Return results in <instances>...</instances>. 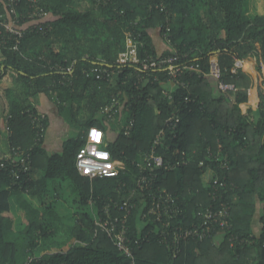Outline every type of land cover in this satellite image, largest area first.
<instances>
[{"label": "trees", "instance_id": "1", "mask_svg": "<svg viewBox=\"0 0 264 264\" xmlns=\"http://www.w3.org/2000/svg\"><path fill=\"white\" fill-rule=\"evenodd\" d=\"M247 2H41L51 14L48 22L53 32L27 31L17 51L0 49L4 58L0 84H5L0 100L7 108L11 153L14 158L13 149H18L33 160L29 175L19 171L21 176L15 178L12 164L0 170V264H264V13H248ZM262 2L254 0L255 6ZM126 33L143 44L140 61L175 56V49L178 58L173 67L182 69L179 78L172 84L166 66L149 71L138 64L118 66ZM156 37L164 42V49ZM214 57L221 80L234 84L236 92L222 93L208 76ZM99 59L118 73L109 80L91 73L100 67ZM237 62L245 68L235 73ZM167 92L174 97L172 103ZM43 95L55 97L54 103L61 112H70L78 130L60 153L50 157L43 148L50 120L41 138L31 117L41 111L35 102ZM115 97L123 106L118 117L122 125L134 121L130 136L124 135V128L112 129L101 113ZM171 112L180 115L181 123L176 131L165 132L158 151L170 159L173 149L179 148L189 162L179 170L159 172L156 185L176 194L186 226L200 225L202 212L210 206L219 210L225 203L231 206L233 227L218 228L203 241L191 240L174 259L172 250L158 238L161 224L140 217L144 206L137 197L139 204L128 218L133 257H127L113 238L99 230L95 218L112 200L111 214L122 216L115 205L137 187L138 164ZM94 128L105 132L106 148L125 164L119 176L91 180L78 172L76 155ZM39 156L48 158L42 179L35 178ZM67 183L76 207L73 225L64 224L57 214L40 212L28 201L49 196V187L60 196L59 189ZM12 192L21 194L28 221L18 231L11 213ZM259 208L261 230L257 232Z\"/></svg>", "mask_w": 264, "mask_h": 264}, {"label": "built area", "instance_id": "2", "mask_svg": "<svg viewBox=\"0 0 264 264\" xmlns=\"http://www.w3.org/2000/svg\"><path fill=\"white\" fill-rule=\"evenodd\" d=\"M43 0H0V49L4 46L17 51L27 31L32 33L50 34L53 32V26L50 24L49 17L51 14L41 7ZM27 5H26V4ZM171 30V25L167 26L166 31ZM168 46L172 47L170 34H165ZM14 45H10V42ZM139 45L143 44L136 39L134 34L126 33V49L119 55L117 64L129 65L138 64L144 71H149L150 68H163L166 66L171 70V83L176 81L182 69H174L173 63L177 60V51L173 49L176 54L169 58H146L140 61L138 58ZM163 59V60H161ZM100 67L91 69V73L97 74L99 77L107 80L111 79L118 72L113 68H109L105 61L99 59ZM245 66L242 62L235 64L234 72L244 69ZM186 69V68H185ZM190 70L193 68L189 67ZM200 74V73H199ZM209 77L217 82V88L224 94L236 92L237 88L232 83H227L221 80V69L218 63V58L214 57L210 61V74ZM188 88V86H185ZM166 95L170 103L174 101V97L170 92ZM53 100H56L53 97ZM190 101L189 98L186 99ZM123 106L118 97L113 98L111 103L101 110V113L106 116L108 123H115L121 126L119 122V115L121 114ZM32 122L40 131V137L43 138L46 133L45 122L48 115L43 111L32 113ZM181 123V117L177 112H171L170 117L165 120L164 128L153 141L150 152L146 153L144 158L139 162L140 174L136 179V188L129 191L128 195L116 204L122 216L117 215L114 217L111 214L113 200L108 203L102 210L100 216H96L95 223L99 230L109 237L113 238L116 246L127 257H133L132 242L130 238V227L128 225V218L132 211L136 209L137 204H143L144 208L141 211L140 217L142 219L155 218L162 228L158 235L161 243L167 246L173 252V258L176 259L182 251L183 245L191 240L199 239L203 241L212 235L218 228L220 230L231 229L232 213L229 204H223L219 210H214L213 206L208 207L201 214V224L191 223L190 226L184 224L182 213L179 204L176 202V194L169 192L162 186L156 185L158 180V173L163 171L172 172L186 166L189 161L185 159L184 151L179 148H174L172 154L174 158L168 159L165 155L159 153V147L162 143L163 136L167 131H176ZM134 121L126 125L124 128V135L130 136L133 129ZM100 132L101 136L99 141H93L91 134L88 141L79 149L75 166L78 172L91 180L104 179L109 177H116L121 174L125 169V164L119 160L114 159L111 152L106 148L107 139L102 130L94 129ZM170 150V146L168 148ZM15 157L10 153L8 156L0 160V170L5 169L7 165L12 164L13 175L19 178L21 174H28L32 170V156L28 153H23L21 150L13 149ZM107 154V159H101L98 154ZM167 153V152H166ZM168 154V153H167ZM208 156L212 157V152L208 149ZM226 164V163H225ZM204 166V163H201ZM200 165V166H201ZM110 166V167H108ZM207 177V176H206ZM205 177V178H206ZM217 184L218 180H214ZM210 184V181L208 182ZM16 185V183H14ZM143 191V192H142ZM145 192H148L145 195ZM137 199V201H135ZM134 264V263H132Z\"/></svg>", "mask_w": 264, "mask_h": 264}, {"label": "crops", "instance_id": "3", "mask_svg": "<svg viewBox=\"0 0 264 264\" xmlns=\"http://www.w3.org/2000/svg\"><path fill=\"white\" fill-rule=\"evenodd\" d=\"M156 42L159 48H161L163 44L160 45V42L162 43V41L159 37H156ZM2 61H4V58L0 53V68L3 70L4 67L2 66ZM4 87L5 84L1 83L0 88H4ZM54 101L55 100L50 99L43 95L39 97L35 102L38 109L45 112L50 120L49 129L47 130L46 133V141L43 146V148L46 151L47 157H50L56 153H60L62 151L64 143L78 134V130L76 129L77 127L73 122V119L71 118L70 112L68 110L61 112V110H59L58 106L56 105V103H54ZM7 120H8L7 108L4 102L0 100V160L11 153ZM119 122L120 124H122L121 121ZM111 124H112L111 125L112 129H115L117 132H120L122 125L118 126L115 123H111ZM94 129L89 130V136L91 134V130ZM70 133L72 134L70 135ZM107 138L109 137H106V139ZM47 157L46 156L38 157V163L36 165L37 173L35 175L36 179H42L45 176L46 174L45 166L48 159ZM59 191H60L59 192L60 196H57L56 191L54 192V190L51 187H49V192H48L49 196L44 197V199L34 198L28 201L32 203L33 204L32 206L35 209L39 210L40 212L42 213L49 212L51 214H54L51 208L50 209L47 208L51 205H53L56 208V204H58L56 202L64 201L63 197L65 192L63 191V188H60ZM12 195L13 196H11L10 198L11 213L15 219L16 230L18 231V230H22L28 224V221L26 218V212L24 210V207L21 206V200H19L21 194L12 192ZM258 219L259 218L256 217L254 223V228L257 232L260 231ZM58 220L61 221L60 219Z\"/></svg>", "mask_w": 264, "mask_h": 264}, {"label": "rangeland", "instance_id": "4", "mask_svg": "<svg viewBox=\"0 0 264 264\" xmlns=\"http://www.w3.org/2000/svg\"><path fill=\"white\" fill-rule=\"evenodd\" d=\"M246 6H247V9L245 8V10H247V12L250 14H254L256 11L264 13V2L260 3L259 6H255L254 0H248ZM160 45H162V47L160 49H164V45H165L164 42H162V43L160 42ZM254 83H255V81H254ZM71 134L72 133H70V135ZM63 191L65 192L64 197H63L64 201L56 202L58 204L54 203V204H56V208L53 205H51L52 206L51 210L54 214H57L60 217V219L62 220V222L64 224H72L73 225L74 210L76 207H75L74 201L72 199V196H73L72 188H71L69 183L64 185ZM259 212H260V208L258 210L259 222H260V213ZM259 227L261 230L260 225H259Z\"/></svg>", "mask_w": 264, "mask_h": 264}, {"label": "clouds", "instance_id": "5", "mask_svg": "<svg viewBox=\"0 0 264 264\" xmlns=\"http://www.w3.org/2000/svg\"><path fill=\"white\" fill-rule=\"evenodd\" d=\"M100 136H101V134H100L99 131H97V130H91V139L93 141H99ZM98 155L100 156L101 159H107V154L106 153L98 154ZM108 167H110V166H108Z\"/></svg>", "mask_w": 264, "mask_h": 264}]
</instances>
